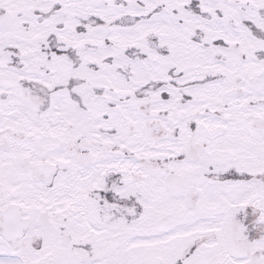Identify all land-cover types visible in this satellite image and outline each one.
I'll use <instances>...</instances> for the list:
<instances>
[{
    "label": "snow or ice",
    "instance_id": "1",
    "mask_svg": "<svg viewBox=\"0 0 264 264\" xmlns=\"http://www.w3.org/2000/svg\"><path fill=\"white\" fill-rule=\"evenodd\" d=\"M0 264H264V0H0Z\"/></svg>",
    "mask_w": 264,
    "mask_h": 264
}]
</instances>
